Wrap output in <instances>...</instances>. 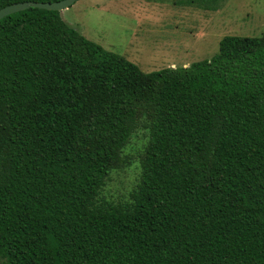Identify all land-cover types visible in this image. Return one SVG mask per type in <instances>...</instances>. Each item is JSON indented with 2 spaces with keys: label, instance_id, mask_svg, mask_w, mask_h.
Masks as SVG:
<instances>
[{
  "label": "trees",
  "instance_id": "1",
  "mask_svg": "<svg viewBox=\"0 0 264 264\" xmlns=\"http://www.w3.org/2000/svg\"><path fill=\"white\" fill-rule=\"evenodd\" d=\"M23 1L59 0L0 9ZM139 128L149 138L130 199L101 197ZM0 258L264 264V31L145 72L58 10L2 18Z\"/></svg>",
  "mask_w": 264,
  "mask_h": 264
},
{
  "label": "rangeland",
  "instance_id": "2",
  "mask_svg": "<svg viewBox=\"0 0 264 264\" xmlns=\"http://www.w3.org/2000/svg\"><path fill=\"white\" fill-rule=\"evenodd\" d=\"M76 0L63 20L105 49L125 56L145 72L187 66L211 58L226 35L259 36L264 0ZM149 132L139 128L122 152L100 196L127 201L141 174ZM0 264H5L0 258Z\"/></svg>",
  "mask_w": 264,
  "mask_h": 264
},
{
  "label": "water",
  "instance_id": "3",
  "mask_svg": "<svg viewBox=\"0 0 264 264\" xmlns=\"http://www.w3.org/2000/svg\"><path fill=\"white\" fill-rule=\"evenodd\" d=\"M76 0H59V1H23L18 3H12L7 6H4L0 9V20L7 15L12 13L30 8V7H39L49 10H58L61 11L63 9L71 6Z\"/></svg>",
  "mask_w": 264,
  "mask_h": 264
}]
</instances>
